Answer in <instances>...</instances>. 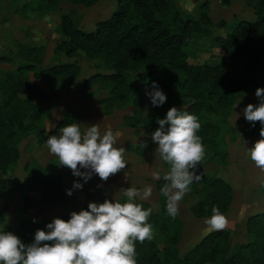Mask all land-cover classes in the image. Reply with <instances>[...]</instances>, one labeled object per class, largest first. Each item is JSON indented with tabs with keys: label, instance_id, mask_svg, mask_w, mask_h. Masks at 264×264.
<instances>
[{
	"label": "trees",
	"instance_id": "1",
	"mask_svg": "<svg viewBox=\"0 0 264 264\" xmlns=\"http://www.w3.org/2000/svg\"><path fill=\"white\" fill-rule=\"evenodd\" d=\"M62 0H42L41 13L57 7ZM91 7L101 0H69ZM118 11L110 19L99 22L93 32L80 30L70 17H64L61 32L66 40L55 49L58 55L71 58L78 51L92 61L100 60L109 74L98 73L88 78L83 93L94 85L107 92L102 99L104 113L133 108L131 116L124 118L126 127L143 126L148 138L146 148L135 149L144 155L151 149V134L155 131L157 118H163L172 106H188L187 111L198 115L201 128L198 134L212 160L227 164L228 149L226 132L229 123L220 120L219 107L229 105V96L240 87L246 88L240 79L241 68L260 74L264 87V0H259V10L254 22H237L228 27L225 40L219 38V46L226 48L224 62L220 66H193L188 57L193 51L191 38L202 33L200 22L184 16L172 0H118ZM207 36L209 34H206ZM28 64L18 70L0 71V196L22 192L24 212L34 208L36 199L44 205L56 206L65 201V176L47 167L26 166L27 178L17 182L10 172L21 159V145L26 136L38 129L45 110L37 103L45 98L44 92L26 74L40 75L60 87L71 90L81 71L75 64H63L43 69L45 47L32 44L25 49ZM5 58H0L4 62ZM138 71L146 72L137 78ZM158 82L167 94V101L159 107L149 105L145 114L142 107V90L152 89ZM81 118V114L78 115ZM76 119V120H78ZM74 122V121H72ZM138 131V130H137ZM44 131L40 136H44ZM204 159L201 161V165ZM202 179L190 186L188 195L195 198L192 214L198 219L211 216L212 207L218 206L225 214L233 204V189L224 180L201 174ZM157 182L161 212L154 210L149 217L153 226V238L136 242L137 264H264V212L247 220V241L234 243L228 229L206 236L184 256L179 250L182 223L167 216L166 197ZM264 191V182H263ZM125 199V197H123ZM122 199V200H123ZM145 208L147 202L138 200ZM152 208V207H151ZM153 209V208H152ZM166 215V216H165ZM6 208L0 210V225H5ZM17 235L30 243L42 224L21 220ZM6 231H12L7 228Z\"/></svg>",
	"mask_w": 264,
	"mask_h": 264
},
{
	"label": "rangeland",
	"instance_id": "2",
	"mask_svg": "<svg viewBox=\"0 0 264 264\" xmlns=\"http://www.w3.org/2000/svg\"><path fill=\"white\" fill-rule=\"evenodd\" d=\"M172 1L184 16H189L191 21L200 22L199 26H194L193 29L200 27L202 33L194 37L195 33L190 40V45L193 44L191 46L193 51L188 57V63L193 66L215 67L222 65L226 56V48L219 46L216 40L219 38L225 40L229 34L228 27L237 22H254L256 12L260 7L259 0ZM41 3L42 0H0V58H5L4 62H0V71L18 70L26 66L28 62L25 49L35 44L45 47L43 69L63 64H75L80 68L81 74L75 86L68 92H66L67 88L60 87L40 75L37 78L33 74L25 75L44 92L45 98L38 99L37 103L45 110V115L43 120L38 123V129L29 133L23 140L21 149L33 142L34 146L36 144L42 150L48 149L46 145L48 136L57 134L61 127L72 123V121L81 124L82 129L99 124L102 131L108 128H111L114 133L118 131L120 135L117 137V146L126 148V155L129 159V165H126L125 168L128 171L131 170L132 159L138 161L140 158L146 162L147 166L139 163L145 167L144 170L148 171L147 175L152 177L147 182L139 183L138 186L150 185L152 187V195L147 199L153 210L160 213L162 208L157 192V180L163 179L169 165L155 151L157 144L151 141V149L144 155H138L134 150L148 138L145 128L132 126L126 129L125 125H122L124 118L132 115L133 108L129 107L123 111L116 110L110 115L105 114L110 116L108 121H105L106 119L102 118V114H104L102 99L107 96V92L98 90L97 85H94L90 92L83 93V85L88 78L98 73L109 74L104 68L97 70L98 66L103 65L100 60L92 61L82 51H78L71 58H67L64 54L58 55L55 52L56 47L67 39L61 32L64 17H70L80 30L90 33L95 30L99 22L110 19L118 11V0H101L91 7L62 0L57 4V7H53L45 13H41L39 8L42 6ZM141 74L144 76L146 72L138 71L137 78ZM240 79L247 87L241 88L240 82L238 88L229 96V105H221L219 107L221 114L216 116V118L228 122L231 127V131L226 132L224 139L229 154L228 162L220 164L205 154L204 161L198 168L201 174L222 179L233 189V204L226 214L228 224L224 229L231 232L234 243L247 241V220L253 215L264 212V170L256 167L248 155V148H251L260 139L261 124L259 121H247L243 115L244 107L250 103L257 105L260 102V98L255 94L260 84V74L241 68ZM147 91L150 90H142V107L145 114L150 105V99L146 95ZM188 106L176 107L187 110ZM89 108H91L93 116L88 121L83 120V113ZM79 114H81L80 119L77 118ZM158 127L159 125L156 128ZM41 131H44V136H40ZM33 151V149L23 150L20 166H24L26 163L31 167L50 168L53 172L65 176L66 190L72 188L74 180H80L83 183L81 177L73 176L70 168L60 164L59 158L55 154L49 157V151L46 153L39 152L40 149ZM30 156L34 160L32 163L28 161ZM13 168L15 169V167ZM25 172L27 173L26 169ZM154 172L158 174L156 177L153 176ZM118 174L111 175L106 181L101 180L97 174H93L91 179L84 183V186H124V184L120 185L119 179L115 177L116 175L117 177L121 176ZM18 177L22 178L23 175ZM125 186H137V184H132L129 179ZM112 192L114 193V191ZM17 193H19L17 196L9 199L0 198V210L6 208V222L5 225H0V229L10 228L17 234V225L21 220L38 222L44 228L55 217H59L54 213L56 209L63 211L65 216L61 218L66 220L69 218L70 212L74 211H66L63 209L65 205H60L57 208L43 206L44 204L41 205L38 198L34 208L24 212L25 203L22 201V192L17 191ZM71 196L67 194V197ZM104 196L109 199L106 195ZM194 203L195 198L189 196L188 193L179 202L176 218L182 223L179 243L182 256L197 246L206 236L219 231L211 230L205 223L206 218L198 219L192 214L191 206ZM86 208L87 205L84 204L77 211ZM167 216L169 215L167 214Z\"/></svg>",
	"mask_w": 264,
	"mask_h": 264
},
{
	"label": "clouds",
	"instance_id": "3",
	"mask_svg": "<svg viewBox=\"0 0 264 264\" xmlns=\"http://www.w3.org/2000/svg\"><path fill=\"white\" fill-rule=\"evenodd\" d=\"M255 94L260 102L244 107L243 115L247 121L261 124L260 139L248 148V155L256 167L264 170V87H258ZM146 95L153 107L162 106L168 99L156 81ZM156 122L159 127L152 132L151 141L169 165L160 191L166 197L167 214L175 218L179 202L190 186L202 179L198 168L206 146L198 134L201 123L195 113L172 106ZM119 135L111 128L102 131L99 124L82 129L81 124L72 122L48 136L49 152L58 156L60 164L70 168L73 176L83 180L73 181L72 188L66 190L69 196L73 190L82 189L93 174L106 181L128 165L126 148L117 146ZM147 146L145 142L139 145L142 149ZM157 175L153 173L154 177ZM152 192L150 185L143 190L130 186L124 189L123 200L114 196L103 202H90L86 209L71 211L67 220L55 217L37 229L30 243L12 231L0 229V264H137L136 242L153 238L149 223L153 209L145 208L138 198L147 199ZM211 211L205 223L211 230L224 229L227 215L218 206Z\"/></svg>",
	"mask_w": 264,
	"mask_h": 264
},
{
	"label": "crops",
	"instance_id": "4",
	"mask_svg": "<svg viewBox=\"0 0 264 264\" xmlns=\"http://www.w3.org/2000/svg\"><path fill=\"white\" fill-rule=\"evenodd\" d=\"M75 89H76V87H75ZM100 109L102 111L101 106H100ZM83 114H82L83 115L82 116L83 120H87V121L90 120L91 117L93 116L91 108L87 109ZM102 118L106 119L105 121H108L107 119L110 118V116H106L105 113H104V114H102ZM123 124H124V121L122 122V125ZM125 128L129 129L126 126H125ZM32 149L34 151L40 149L39 152L43 151L42 153H46L47 151H49L48 149L42 150V148H39L36 144L34 146V142L29 144L27 147H24V146L22 147V149H21V159L14 166L15 167V169L13 168L14 171L9 174L10 176H12L19 183H22L27 178V173L25 172V169H26L27 165L30 166V164H26V163L24 164V166H20L21 165L20 163L22 162V159H23V153L22 152H23V150L29 151V150H32ZM49 154H50L49 157H51L52 153L49 152ZM126 159H127V161L129 160L127 155H126ZM28 161L30 163H32L34 161L32 159V156H30ZM139 162L142 163L144 166H147L146 162H143L140 158H139L138 161L136 159H132V162H131V165H130L131 166V170L130 171H128L127 168H124V169L120 170L119 172H117L121 176H119V174H118L119 177H117V175L115 177L117 179H119L120 185L124 184V186H83L82 189L73 190V194H72V196L70 198L67 197V191H66L65 201L61 202L60 204H58L56 206L43 205L41 203L40 204L43 205V206H46V207H51V208H55V207L57 208L60 205L61 206L65 205L63 209H65L66 211H70V210L77 211L79 208H82L84 206V204L88 206V204L90 202H103L106 199L104 195L109 197V199H113L114 196L115 197L118 196L117 199H123L122 196H123L124 189L130 187V186H125V183H128L129 179L132 182V184H135V183L137 184V186H135V187L143 190V188L145 186H138L139 183L147 182L152 177V176H148L147 175L148 171L144 170L145 167L142 164H140ZM128 165H129V162H128ZM132 165H135V167H132ZM20 175H23V177L22 178L18 177ZM160 180H163V179H160ZM160 180H157V181H160ZM112 191H114V193ZM116 193H117V195H116ZM17 194H19V193H17V192H15V193H6V194H3L2 196H0V198H3V200L4 199H9L10 197L17 196ZM140 199H141V201H144V202H147V203L151 204L148 201V199L138 198V200H140ZM54 213H55V215H59V217L65 216L63 211H59L58 209H56Z\"/></svg>",
	"mask_w": 264,
	"mask_h": 264
}]
</instances>
